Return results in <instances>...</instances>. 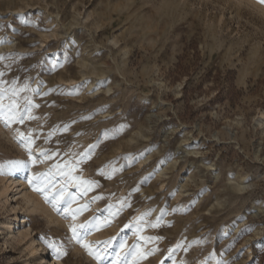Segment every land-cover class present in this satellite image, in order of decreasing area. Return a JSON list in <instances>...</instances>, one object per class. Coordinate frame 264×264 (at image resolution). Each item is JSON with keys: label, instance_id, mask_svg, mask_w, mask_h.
Masks as SVG:
<instances>
[{"label": "rangeland", "instance_id": "374dc122", "mask_svg": "<svg viewBox=\"0 0 264 264\" xmlns=\"http://www.w3.org/2000/svg\"><path fill=\"white\" fill-rule=\"evenodd\" d=\"M0 58V264H264V0H0Z\"/></svg>", "mask_w": 264, "mask_h": 264}, {"label": "bare ground", "instance_id": "6f19581e", "mask_svg": "<svg viewBox=\"0 0 264 264\" xmlns=\"http://www.w3.org/2000/svg\"><path fill=\"white\" fill-rule=\"evenodd\" d=\"M264 117L262 116L260 119H263ZM28 170V167L24 164H19V165H9L6 167V170L4 174L9 177L11 180H7V182H4V188L1 191V196L6 197L8 196L10 191H14L15 189H19V183L20 178L24 179V174H26ZM4 175V176H5ZM8 179V178H7ZM26 198L30 204H32V210L35 211L37 210V207L41 204L32 197L28 196L25 194ZM30 206V205H29ZM28 206V207H29ZM18 207L19 204L16 206H12L13 213L18 212ZM20 208V207H19ZM52 216V215H51ZM54 216V215H53ZM22 217L16 216V222L10 223L7 225V231L9 235L13 239H17L20 242H23L24 240H27L28 235L31 234L32 228L31 226H27L26 229L22 230L25 225H23L24 220L21 219ZM76 221V220H75ZM79 221V220H78ZM29 242L25 241V244L30 248L31 253L33 257L37 260V263L44 262L45 264H63L59 258L57 257L56 253L54 250L48 246L41 237H38L37 239L34 240V238L28 239Z\"/></svg>", "mask_w": 264, "mask_h": 264}, {"label": "snow or ice", "instance_id": "6c2138e0", "mask_svg": "<svg viewBox=\"0 0 264 264\" xmlns=\"http://www.w3.org/2000/svg\"><path fill=\"white\" fill-rule=\"evenodd\" d=\"M2 59V58H0ZM2 75V74H0ZM3 84V81H0V85ZM13 84V87L11 89V96L9 97V99L11 100V103L9 105H4L2 103H0V117H3L5 123H6V126L7 124L9 123H23L24 122V119H25V115L24 113L25 112H28L30 110V104L31 102L30 101H27V103L25 104L24 108H19L16 104V101L14 99H12V97H15L17 95V90L15 88V84H16V81H13L12 82ZM27 89V85L24 86L23 89H20L21 91H24ZM5 89H3L2 87H0V100L3 99L4 95H5ZM27 100V98H25ZM28 118H32L31 116H29ZM30 133H29V136H25L24 133H19V136L22 137L24 139V141L26 142V146L27 144H30L31 143V140L29 139L30 137ZM42 156H44L45 158H48V154L47 153H41ZM35 162V161H33ZM3 165H0V171H2L3 169ZM41 177H43L45 174L41 173L39 174ZM37 191H41V189L37 188L36 189ZM47 199V197H45ZM75 218V217H73ZM81 228L84 229V235H87L88 233V227L85 226V225H81L80 226ZM73 231V234H74V237L77 239V242L79 243L80 242V236L79 234L76 232V229L73 228L72 229ZM106 244L109 243V242H105ZM85 247H87V245H84ZM96 258L99 260L101 259V256L99 254H97ZM113 264H115V261H113ZM124 264H126V260L124 262Z\"/></svg>", "mask_w": 264, "mask_h": 264}]
</instances>
